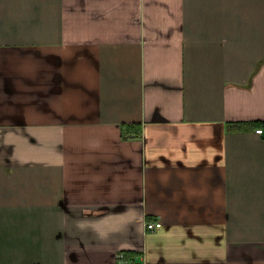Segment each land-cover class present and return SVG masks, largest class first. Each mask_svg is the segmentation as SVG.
Wrapping results in <instances>:
<instances>
[{
	"label": "crops",
	"instance_id": "1",
	"mask_svg": "<svg viewBox=\"0 0 264 264\" xmlns=\"http://www.w3.org/2000/svg\"><path fill=\"white\" fill-rule=\"evenodd\" d=\"M258 120L264 0H0V264H264Z\"/></svg>",
	"mask_w": 264,
	"mask_h": 264
},
{
	"label": "trees",
	"instance_id": "2",
	"mask_svg": "<svg viewBox=\"0 0 264 264\" xmlns=\"http://www.w3.org/2000/svg\"><path fill=\"white\" fill-rule=\"evenodd\" d=\"M230 126L234 129H243L245 127H249V126H252V127H264V121L262 120H258V121H254L252 123H245L243 121H240V122H235V123H231ZM125 128L126 129V132L127 134H124L123 132V138L125 139H128V138H133V137H138L140 135H138L137 133L140 132V129H135L134 130V127L133 126H126ZM136 133L135 135H132Z\"/></svg>",
	"mask_w": 264,
	"mask_h": 264
},
{
	"label": "built area",
	"instance_id": "3",
	"mask_svg": "<svg viewBox=\"0 0 264 264\" xmlns=\"http://www.w3.org/2000/svg\"><path fill=\"white\" fill-rule=\"evenodd\" d=\"M257 132L261 133V134L262 133L264 134V129L263 128L257 129ZM161 226H162V222H160V221H155V222L154 221H150V222L147 223V227L149 229H151V230L157 229V228H159ZM119 260H120L121 263H125L126 262V261H124L123 255L119 256Z\"/></svg>",
	"mask_w": 264,
	"mask_h": 264
}]
</instances>
